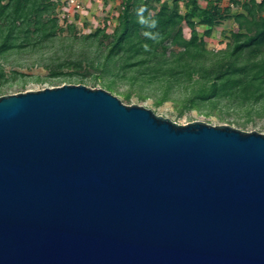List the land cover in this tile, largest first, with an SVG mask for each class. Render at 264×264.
Segmentation results:
<instances>
[{
    "label": "water",
    "instance_id": "water-1",
    "mask_svg": "<svg viewBox=\"0 0 264 264\" xmlns=\"http://www.w3.org/2000/svg\"><path fill=\"white\" fill-rule=\"evenodd\" d=\"M0 264H264V134L83 84L1 96Z\"/></svg>",
    "mask_w": 264,
    "mask_h": 264
},
{
    "label": "trees",
    "instance_id": "trees-1",
    "mask_svg": "<svg viewBox=\"0 0 264 264\" xmlns=\"http://www.w3.org/2000/svg\"><path fill=\"white\" fill-rule=\"evenodd\" d=\"M181 1L163 2L152 13L146 0H126L119 25L106 35V53L87 63L103 77H111L104 83L105 90L112 92L118 80L155 92L182 86L189 90L182 100L191 105L187 108L197 102L227 101L264 110V0H230L224 9L221 0H210L206 7L199 0H188L184 13ZM61 6L63 0H0V54L53 42L64 31ZM232 7L240 10L234 12ZM232 18L238 31L232 33L227 47L209 50L203 37H211L217 25ZM184 25L191 30L190 38L184 35ZM197 26L206 27L203 37ZM98 31L85 38L97 41L105 33ZM103 46L101 42L98 48ZM60 75L54 72L52 77ZM83 79L76 84H83ZM163 99L156 104L161 105Z\"/></svg>",
    "mask_w": 264,
    "mask_h": 264
},
{
    "label": "rangeland",
    "instance_id": "rangeland-1",
    "mask_svg": "<svg viewBox=\"0 0 264 264\" xmlns=\"http://www.w3.org/2000/svg\"><path fill=\"white\" fill-rule=\"evenodd\" d=\"M155 12L163 2L173 0H146ZM210 0H199L202 7H206ZM216 1V0H213ZM245 1V0H240ZM261 1V0H258ZM126 0H87L86 11L70 19L63 18L60 9V25L64 29L59 32L56 39L42 48L27 47L12 49L0 54V97L39 91L45 88L59 87L72 82L74 85L83 78V85L90 88L105 89V84L111 77H103L102 72L90 67L87 63L94 58L105 54L104 47L119 25V16L123 11ZM188 0L181 1L180 9L184 13ZM221 8L230 6V0H221ZM236 12L240 9L232 7ZM65 21V22H63ZM73 24V29L70 25ZM184 35L191 37V30L184 25ZM98 30L105 33L99 35L97 41L86 36H93ZM199 34L203 37L206 27L197 26ZM238 31V26L232 19H225L217 25L211 37H203L209 50L214 52L223 50L231 41L232 33ZM104 42L101 49L99 44ZM54 72L61 73L59 77H52ZM115 89L111 92L126 105L137 104L154 111L158 116L169 118L179 125L200 121L212 126L227 124L245 132H259L264 134V110L248 104L239 105L238 102L211 101L192 104L187 108L182 100L189 94V90L180 87L170 89L161 87L159 91L144 87H131L126 80H118ZM167 92V95L165 93ZM131 94L127 100L126 95ZM163 95L166 96L163 99ZM147 97L146 99H144ZM164 100L161 105L156 100ZM247 122V123H246Z\"/></svg>",
    "mask_w": 264,
    "mask_h": 264
},
{
    "label": "built area",
    "instance_id": "built-area-1",
    "mask_svg": "<svg viewBox=\"0 0 264 264\" xmlns=\"http://www.w3.org/2000/svg\"><path fill=\"white\" fill-rule=\"evenodd\" d=\"M87 0H63V18L70 19L76 15L85 13Z\"/></svg>",
    "mask_w": 264,
    "mask_h": 264
}]
</instances>
